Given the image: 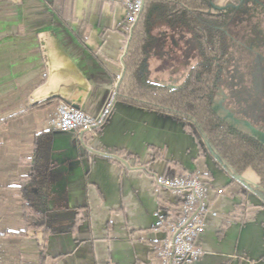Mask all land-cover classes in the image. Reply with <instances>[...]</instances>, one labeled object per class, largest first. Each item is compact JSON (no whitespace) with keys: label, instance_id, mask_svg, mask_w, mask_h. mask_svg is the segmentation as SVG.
Returning a JSON list of instances; mask_svg holds the SVG:
<instances>
[{"label":"crops","instance_id":"1","mask_svg":"<svg viewBox=\"0 0 264 264\" xmlns=\"http://www.w3.org/2000/svg\"><path fill=\"white\" fill-rule=\"evenodd\" d=\"M249 1L261 9L253 23L262 24L251 47L260 42L264 51V0ZM229 2L211 0V10ZM155 10L150 5L147 14ZM74 15L64 22L58 0H0V264H37L42 251L45 264H157L163 234L153 226L176 198L157 189L155 177L191 172L200 173L209 205L196 238L201 256L188 264H264V200L252 184L258 175L246 167L243 180L235 178L180 121L115 101L82 137L49 125L59 101L102 115L129 43L126 11L120 20ZM151 34L148 81L176 87L199 60L195 43L181 24L159 18ZM231 123L264 144L241 121ZM23 189L55 212L52 233L25 225Z\"/></svg>","mask_w":264,"mask_h":264},{"label":"trees","instance_id":"2","mask_svg":"<svg viewBox=\"0 0 264 264\" xmlns=\"http://www.w3.org/2000/svg\"><path fill=\"white\" fill-rule=\"evenodd\" d=\"M54 4L55 0H44ZM89 1V0H87ZM124 3V0H120ZM211 0H144L131 28V36L123 58L124 73L115 88V100L140 107L152 108L170 115L182 123L183 130L197 142L212 150L236 174L251 167L258 175L255 192L264 200V144L246 132L223 120L213 109V99L222 80V72L229 55V37L223 27V10L212 11ZM244 0H230L223 9L234 5L237 8ZM62 20L67 24L75 20V0H58ZM156 5L154 16L147 14L150 5ZM129 14L126 9L124 21ZM165 20L173 26L181 24L191 35L199 60L194 63L182 82L176 87H166L148 81V57L155 44L151 28L155 20ZM128 36V34H126ZM118 153V150L115 151ZM191 172L189 174H193ZM37 187L43 182L34 180ZM240 190L244 201L249 194ZM23 219L28 227L40 228L46 236L53 232L55 212L40 208L41 197L22 192ZM164 218L178 216L180 208L164 209ZM77 222L70 229L77 227ZM45 255L40 253L37 264H45ZM157 264H159V259Z\"/></svg>","mask_w":264,"mask_h":264},{"label":"rangeland","instance_id":"3","mask_svg":"<svg viewBox=\"0 0 264 264\" xmlns=\"http://www.w3.org/2000/svg\"><path fill=\"white\" fill-rule=\"evenodd\" d=\"M119 1H112L114 15L110 12V0H75L74 11L78 17L85 15L90 22L96 21L99 14L107 18L108 13V18L120 20L128 7L127 0L123 1L124 6ZM210 5L212 6L211 3ZM224 6L226 5L218 11H225L223 27L227 31L230 46L213 105L219 114L224 113L228 118L241 121L257 137L264 139V51L259 47L260 42L251 47L252 41L262 34L261 22L253 23L256 18L261 21V17L255 15L260 14L261 9H257L255 3H250L249 0L242 1L237 8L232 5L225 10ZM126 25L127 29L131 26L128 16ZM248 169L255 175L251 167ZM176 202H179L177 198Z\"/></svg>","mask_w":264,"mask_h":264},{"label":"built area","instance_id":"4","mask_svg":"<svg viewBox=\"0 0 264 264\" xmlns=\"http://www.w3.org/2000/svg\"><path fill=\"white\" fill-rule=\"evenodd\" d=\"M129 23L132 26L141 9L142 0L126 1ZM130 26V27H131ZM100 117H94L73 103L59 101L54 114L48 119L49 125L58 130L91 132L102 124L111 101ZM155 187L171 191L179 201L180 214L164 218L161 214L154 224L153 231L163 234L155 246V256L159 264H188L201 256V248L196 238L204 229V214L209 203L206 199L207 187L200 173H184L180 176L159 175L155 177Z\"/></svg>","mask_w":264,"mask_h":264},{"label":"water","instance_id":"5","mask_svg":"<svg viewBox=\"0 0 264 264\" xmlns=\"http://www.w3.org/2000/svg\"><path fill=\"white\" fill-rule=\"evenodd\" d=\"M143 2H144V0H142V4H141V7L143 6ZM211 6V5H210ZM213 6V5H212ZM131 28H132V26L130 27V29H129V36H128V39H127V42L129 41V39H130V36H131ZM123 73H124V66L122 67V71H121V74H120V76H119V79H118V82H117V85L119 84V82H120V80H121V78H122V76H123ZM117 85H116V87H117ZM116 100H115V95H114V97H113V99H112V103H114ZM213 109L216 111V109H215V107H214V105H213ZM216 113H217V111H216ZM223 113V112H222ZM223 120H225L226 122H228L229 124H231L232 126H234L233 125V123H231V122H237L236 120H234V119H232L231 117H227L224 113L221 115V114H219V113H217ZM235 127V126H234ZM85 132L84 131H80L79 132V134H80V137H82L83 136V134H84ZM263 144V143H262ZM232 171V170H231ZM235 173V172H234ZM235 178H237V179H239V180H243V177L240 175V174H236L235 173ZM247 182V181H246ZM253 184V186H255V187H257V185H255L254 183H252Z\"/></svg>","mask_w":264,"mask_h":264},{"label":"flooded vegetation","instance_id":"6","mask_svg":"<svg viewBox=\"0 0 264 264\" xmlns=\"http://www.w3.org/2000/svg\"><path fill=\"white\" fill-rule=\"evenodd\" d=\"M237 128V127H236ZM237 129H239V128H237ZM244 132V131H243ZM249 134V133H248ZM249 135H251V134H249ZM252 136V135H251ZM252 137H254V136H252ZM255 138V137H254ZM255 139H257V138H255ZM258 140V139H257ZM259 141V140H258Z\"/></svg>","mask_w":264,"mask_h":264}]
</instances>
